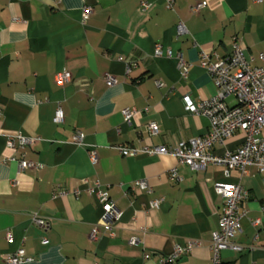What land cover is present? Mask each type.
I'll use <instances>...</instances> for the list:
<instances>
[{
	"label": "crops",
	"instance_id": "crops-1",
	"mask_svg": "<svg viewBox=\"0 0 264 264\" xmlns=\"http://www.w3.org/2000/svg\"><path fill=\"white\" fill-rule=\"evenodd\" d=\"M196 2L205 5L194 14L189 7ZM84 6L93 11L82 22ZM179 22L186 32L178 35ZM235 39L251 66L264 65V0H174L171 8L165 0H0V264L18 249L27 258L21 264H213L209 245L221 207L216 184H240L246 192L232 239L242 250H223L217 264H264V173L254 166L227 176L217 165L192 171L173 155L122 156L117 149L204 134L208 119L187 112L182 98L216 94L200 59L228 55ZM156 46L181 52L184 65L175 56H156ZM64 70L72 78L59 84L55 76ZM107 75L114 78L110 86ZM226 102L235 103L231 96ZM57 108L64 113L59 124L52 121ZM126 108L133 110L130 124ZM149 124L160 132L149 134ZM76 131L83 133L81 144L73 140ZM18 133L34 140L10 150L6 140ZM242 140L235 131L214 152L235 150ZM20 159L40 167L19 171ZM172 168L177 182L169 178ZM143 179L150 191L135 186ZM95 184L120 216L110 231L100 227L90 239L101 216L86 191ZM153 200L161 202L152 207ZM192 240L200 245L164 262L175 245Z\"/></svg>",
	"mask_w": 264,
	"mask_h": 264
},
{
	"label": "built area",
	"instance_id": "built-area-1",
	"mask_svg": "<svg viewBox=\"0 0 264 264\" xmlns=\"http://www.w3.org/2000/svg\"><path fill=\"white\" fill-rule=\"evenodd\" d=\"M254 1L261 2V0ZM165 2L171 8L174 0H165ZM204 5L205 2H196L189 7V10L191 13L197 14ZM144 6L150 8L148 4H144ZM92 11V7L84 6L81 21L85 22ZM176 32L178 35L186 32L182 22L177 24ZM245 49L242 40L235 39L232 50L228 55L217 58L213 62H210L206 55H203L200 59L201 66L207 70L214 82L216 94L205 100H193L189 96H184L182 100L187 112L205 116L208 119V128L204 134L186 141H179L174 145L144 146L140 148L119 145L117 149L120 155L168 154L175 156L180 163L187 165L192 171L203 170L208 165L221 166L224 168L226 176L232 169L245 174L248 166H254L259 172L264 173V138L260 137L262 130H264V65L251 66ZM154 54L156 56H175L180 65H184L181 52L173 55L171 50L164 51L160 46H156ZM260 59L264 61V55H260ZM186 73L187 68L184 67L183 75ZM55 77L59 84H65L71 80L72 75L69 71L64 70L58 72ZM105 82L110 86L114 83V78L107 75L105 76ZM230 96L234 98L235 103L233 105L226 102V98ZM132 114L133 110L126 108L123 111V119L126 124H130ZM63 119V110L57 108L52 121L59 124ZM238 130L243 133V140L239 147L232 151H225L222 154L214 152L215 145H222L226 139ZM147 131L151 135L160 132L156 124H149ZM83 137L82 132L76 131L73 140L81 144ZM33 140V138L18 133L8 136L6 145L10 150H15L17 147L30 146ZM89 156L92 162L97 161L94 149H90ZM18 167L19 171H24L25 169H38L40 165L20 159ZM169 178L175 182L181 179L176 168L169 171ZM135 186L150 191V187L144 179L136 181ZM86 189L98 201L101 208L99 223L93 227L89 235L90 239H95L100 227L105 231H110L113 228L120 213L107 191L101 190L98 184ZM214 191L220 199L221 207L218 214V228L211 233L209 249L212 253L211 260L213 264H217L223 250L230 249L234 252L242 250V247L234 243L232 239L240 231V218L243 214L239 210V205L246 197V192L240 184H216ZM78 192L79 190L75 191V193ZM160 202L161 200H153L150 204L152 207H157ZM33 221L40 226L46 225L44 219L36 215L33 216ZM11 239L12 234L9 231L7 240L10 241ZM199 245V240H192L183 245L177 244L172 252L164 258V262H176L183 254L190 252L193 247ZM148 257L149 255H144V258ZM25 261H27V258L23 249H18L6 258L7 264H21Z\"/></svg>",
	"mask_w": 264,
	"mask_h": 264
}]
</instances>
